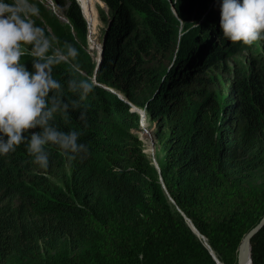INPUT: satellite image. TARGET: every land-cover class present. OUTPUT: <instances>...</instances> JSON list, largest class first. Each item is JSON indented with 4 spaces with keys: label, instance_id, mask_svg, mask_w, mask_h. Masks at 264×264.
<instances>
[{
    "label": "trees",
    "instance_id": "trees-1",
    "mask_svg": "<svg viewBox=\"0 0 264 264\" xmlns=\"http://www.w3.org/2000/svg\"><path fill=\"white\" fill-rule=\"evenodd\" d=\"M52 1L65 15L35 5L38 27L55 39L54 49L65 42L77 48V60L54 66L53 77L65 97L80 104L67 119L55 114L53 122L61 131L79 132L88 152L47 145V168L34 163L26 144L0 154V264L13 258L23 264H216L176 207L221 262L237 264L243 238L264 217V185L244 184L264 169V38L251 45L226 39L223 0H101L103 20L111 25L94 83L97 64L87 51L88 24L79 4ZM205 14L200 29L209 52L163 80L181 25L185 30ZM257 42L262 55L252 49ZM243 52L253 57L249 68L237 62ZM31 60L22 58L30 72ZM229 60L238 68L222 106L205 76ZM71 63H79L81 73ZM73 77L93 82L83 100L67 90ZM103 86L122 91L131 103L143 86L152 90L147 116L169 130L161 176L137 139L128 145L120 137V126L124 136L138 127L139 115ZM69 178L67 190L55 182ZM251 245L252 264H264V227Z\"/></svg>",
    "mask_w": 264,
    "mask_h": 264
},
{
    "label": "clouds",
    "instance_id": "clouds-1",
    "mask_svg": "<svg viewBox=\"0 0 264 264\" xmlns=\"http://www.w3.org/2000/svg\"><path fill=\"white\" fill-rule=\"evenodd\" d=\"M75 1L85 16L83 6ZM38 15L39 8L29 0H0V154L26 144L34 163L47 168V145L73 154H87L88 148L78 143L79 132L61 131L53 122L55 114L67 119L80 107L78 101L65 97L64 85L53 77L54 66L76 61L79 52L67 42L63 49H54L44 29L31 19ZM221 29L233 44L251 45L264 38V0H223ZM26 55L32 58V72L22 63ZM71 68L81 73L79 63H71ZM67 90L83 100L93 92V82L73 77ZM86 111L85 107L80 112L83 121Z\"/></svg>",
    "mask_w": 264,
    "mask_h": 264
},
{
    "label": "rangeland",
    "instance_id": "rangeland-1",
    "mask_svg": "<svg viewBox=\"0 0 264 264\" xmlns=\"http://www.w3.org/2000/svg\"><path fill=\"white\" fill-rule=\"evenodd\" d=\"M62 1L65 2L69 0H62ZM95 1H96L95 7L98 18L95 27V32L91 40L89 39V33H88L87 51L91 55L93 62L97 64L99 53L98 51L95 50V47L93 45L97 43L96 45L99 44L101 47L103 36L108 23L103 20L104 15H102L103 11L107 12L106 5L101 0H95ZM29 2L34 5H39L45 9L52 10L53 13L57 14L56 16H59L61 18H63V16L65 15V12L59 9L57 4H55L52 0H29ZM38 17L39 16L31 17L32 20L36 19L34 23L37 27L41 25L40 22L41 19H39ZM84 18L86 17L84 16ZM43 25H45V23L42 24V26ZM88 32H89V25H88ZM51 40L52 42L55 41L53 37H51ZM252 49L254 50L255 54L262 55L263 53L262 45L260 42H257L255 45H253ZM237 59H238L237 62H240L243 67L249 68L250 62L253 59V57L248 52H243L241 55L238 56ZM171 60H172V54L170 58H168L165 61L167 69L172 64ZM236 68H238L237 63H235L233 60H229L228 63L221 64L219 68H214L209 70V73L205 76V78L211 79L214 82V85L211 86L210 88V92L215 93L216 97L218 98L222 106L226 105L227 96L229 94V87L231 85V82L233 81L234 70ZM91 80L94 83H97L96 74H94L93 77H91ZM103 87L112 94L118 97L121 96L122 99L125 100V102L129 104V106H131V111L139 115L140 121L138 127L135 129L127 130V132L124 133V136H123V126L122 125L120 126L121 130L119 134L121 139L126 140L128 145H133L134 140L137 139L141 143V147L143 149L144 155L147 156V159L151 162V164L154 165L153 163L154 159H156L157 163L159 162L161 163L164 160V154H165L164 142L169 137V130H168V125L162 128L158 122L152 121L147 116L146 108L148 103L146 101L151 97L152 90L149 89L148 86H143L141 90L136 93V97H137L136 102L131 103L128 101V99L126 98L125 94L122 91H117L110 87H105V86ZM150 151L152 152L151 153L152 155L149 154ZM68 181H70V178L67 179L66 181L55 180V182L65 190L68 189L66 186V183ZM244 184L246 185L249 184L254 186L264 185V169L251 172L250 178ZM23 263L24 261H22L21 259L13 258L12 260L9 261L8 264H23Z\"/></svg>",
    "mask_w": 264,
    "mask_h": 264
},
{
    "label": "water",
    "instance_id": "water-1",
    "mask_svg": "<svg viewBox=\"0 0 264 264\" xmlns=\"http://www.w3.org/2000/svg\"><path fill=\"white\" fill-rule=\"evenodd\" d=\"M172 9H173L174 14L177 16V12H176V10H175L173 5H172ZM206 15L207 14L202 16V18L199 19L198 21H193L192 20L191 21L192 25H190L185 30H184V25H181L180 36H179L178 43H177V46H176V49H175V52H174V56H173V58L171 60L172 64L170 63L171 66L168 68L169 70L167 69V74L165 75L163 80H169L168 78L170 77V75L172 76L176 72H178L179 70L183 69V67H184L183 64H188V63H190L192 61H196L195 64H198L199 62H201L202 57L204 55H206L207 52H209V50H208L209 48L208 49L206 48V45L208 43L206 44V41L203 40V38H202L203 36L201 34V32H203V31H201V29H200L206 23V19H207ZM110 25H111V23H109L108 26L106 27V30H105V33H104V36H103L101 50L99 52V58L97 59L98 63H97L96 70H95V74L96 75H97V72H98V70H99V68L101 66L102 60H103L104 43H105V40H106L107 32L110 29ZM207 27H208V25L206 26V28ZM206 36H207V34L204 37H206ZM200 41H202V44H201ZM198 43H200V44L197 45ZM204 44H205V46H204ZM194 46L197 47V48L195 49ZM191 50H192V52H191ZM191 53H193V54H191ZM190 54H191V56H190ZM187 59H188V61H187ZM184 61H185V63H184ZM176 70H178V71H176ZM119 98L122 99L121 96ZM153 163H154L153 166L157 169L158 173L161 176L160 166L157 163L156 159H154ZM160 181H161V183L163 185L164 190L167 192V189L165 187V184L163 182L162 177L160 178ZM172 202L175 203L173 200H172ZM188 220L191 222V220L189 218H188ZM191 223H192V227H193L194 231H197V229L193 225V222H191ZM263 227H264V217L261 219V221L254 228H252L245 235V237L243 238V240H242V242H241V244L239 246V249H238L237 264H252L253 263V261H252V245H251V241H252L253 237L255 235H257ZM197 233H198L199 236H202V238L206 241L207 245H205V246L209 250L210 255L212 256V258L215 261V263L216 264H225V263L221 262L218 259V257L215 254L214 250L211 248V246L207 242V239L203 235H201L198 231H197Z\"/></svg>",
    "mask_w": 264,
    "mask_h": 264
},
{
    "label": "bare ground",
    "instance_id": "bare-ground-1",
    "mask_svg": "<svg viewBox=\"0 0 264 264\" xmlns=\"http://www.w3.org/2000/svg\"><path fill=\"white\" fill-rule=\"evenodd\" d=\"M99 2V1H98ZM79 3L83 6V10H84V15H85V19L88 21V25H89V39L91 40L92 39V36H93V34H94V32H95V27H96V23H97V18H98V16H97V12H96V7H95V3H96V1L95 0H79ZM103 4V3H102ZM84 17V16H83ZM91 43H93V42H91ZM97 44V43H96ZM93 45L94 47H95V50L96 51H98V53L100 52V49H101V47H100V45L98 44V45ZM99 47H100V49H99ZM142 114H143V112H142ZM152 152L150 151L149 152V154L150 155H152L151 154ZM159 164V163H158ZM176 211L178 212V213H180L181 215H182V217L185 219V221H186V223L188 224V226L190 227V229L201 239V241L203 242V245H207V243H206V241L202 238V236H199L198 235V233H197V231H198V229L195 227V225H194V227L197 229V231H194V229H193V227H192V221L190 222L189 220H188V218L186 217V215H184L179 209H177V207H176ZM199 232V231H198ZM200 233V232H199ZM201 234V233H200ZM202 235V234H201ZM208 242V241H207Z\"/></svg>",
    "mask_w": 264,
    "mask_h": 264
}]
</instances>
